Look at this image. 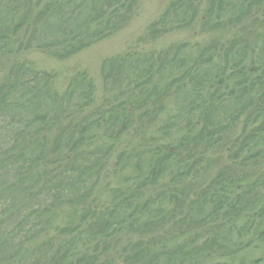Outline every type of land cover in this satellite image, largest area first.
I'll return each mask as SVG.
<instances>
[{
    "label": "trees",
    "instance_id": "obj_1",
    "mask_svg": "<svg viewBox=\"0 0 264 264\" xmlns=\"http://www.w3.org/2000/svg\"><path fill=\"white\" fill-rule=\"evenodd\" d=\"M165 1L142 39L230 35L106 57L96 102L86 71L19 56L74 57L140 0H0V264H264V0ZM136 122L153 141L119 150L99 206Z\"/></svg>",
    "mask_w": 264,
    "mask_h": 264
},
{
    "label": "rangeland",
    "instance_id": "obj_2",
    "mask_svg": "<svg viewBox=\"0 0 264 264\" xmlns=\"http://www.w3.org/2000/svg\"><path fill=\"white\" fill-rule=\"evenodd\" d=\"M165 6V0H140L135 14L118 33L64 61H58L48 54L34 50L20 55L19 60L31 62L37 68L60 72V78L64 82L72 73L82 70L86 71L95 82V100L99 102L102 97L100 65L104 58L130 49H137L139 51L149 49L160 50L164 46L177 45L183 42L191 45L195 43L202 45L209 43L214 36H218L222 41L224 37L230 35V33L229 35L225 33L213 34L212 32L205 31L201 29L200 23L197 22L198 24H195V26L191 27L189 30L164 34L155 41H146L142 39L145 35L146 27L159 16ZM249 31L250 34L246 35L252 37L253 41L255 37L254 32L252 33L251 28H249ZM164 72L162 73L165 78L164 83H167L170 76H167V74H169L168 72ZM151 129L150 127L139 126L138 122H136L124 137V144L127 146L121 145L118 150L113 152L102 171L99 185L95 190L96 193H98L96 197L99 201V206L103 205L102 198L105 196L107 189L111 188L117 182L118 177L116 178V176L119 173L117 168L122 165V163L119 164L118 167L116 165V161L120 160V155H118L119 150L126 148L127 151H131L130 149L134 150L137 145H146V143H150L153 141V139L149 140L153 137ZM162 187L163 183L158 185L157 188L161 190ZM151 193L154 194V190H149V194Z\"/></svg>",
    "mask_w": 264,
    "mask_h": 264
}]
</instances>
